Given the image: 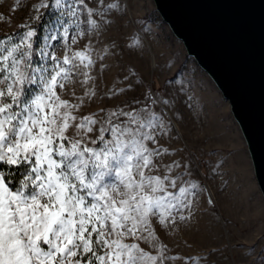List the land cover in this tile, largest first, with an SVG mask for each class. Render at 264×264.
Masks as SVG:
<instances>
[{
	"label": "snow or ice",
	"instance_id": "snow-or-ice-1",
	"mask_svg": "<svg viewBox=\"0 0 264 264\" xmlns=\"http://www.w3.org/2000/svg\"><path fill=\"white\" fill-rule=\"evenodd\" d=\"M95 4L41 0L30 19L38 24L40 10H48V35L28 23L0 37V264L175 262L181 257L170 255L160 233L187 224L207 192L187 159H170L182 151L170 147L182 139L176 127L185 118L181 109L190 115L200 107L181 70L156 89L129 67L115 81L124 86L114 84L102 98L134 95L75 115L85 100L101 99L92 74L97 63L103 72V61L119 55L115 41L99 51L91 41L84 50L70 47L78 37L102 35L114 14L126 13L122 0ZM58 38L66 49L62 58L50 51ZM127 47L143 51L139 36ZM166 65L168 71L174 66ZM77 77L92 87L82 97L73 93V103L60 93ZM223 163L212 173L219 174ZM183 259L200 264L199 257ZM256 264H264V254Z\"/></svg>",
	"mask_w": 264,
	"mask_h": 264
},
{
	"label": "rangeland",
	"instance_id": "rangeland-1",
	"mask_svg": "<svg viewBox=\"0 0 264 264\" xmlns=\"http://www.w3.org/2000/svg\"><path fill=\"white\" fill-rule=\"evenodd\" d=\"M41 0H0V37L15 35L23 31L19 26L31 23L42 35H48L45 22L50 20V13L41 9L43 19L37 24L30 19L37 13L33 6ZM108 2V0H105ZM89 7H96L95 0H85ZM126 6L123 15L114 14L115 22L102 35H88L79 38L72 50H84L91 44L97 51L110 41L117 44V58L108 57L103 63L108 68L99 72V62L93 75L96 76L98 97L75 113L78 117L96 112L101 107H111L128 97L106 100L102 97L115 84L117 76L124 74L129 67L150 80L156 89L163 87L165 80L171 78L179 69L183 76L192 81L194 94L200 107L194 113H184V120L176 127L182 139L174 141L170 147L182 149L170 159H187L193 170V179H197L207 188L194 204V216L187 224H181L176 231L167 235L160 233L164 244L171 249L170 255L181 259L168 264H185L183 258L199 257L200 264H256L264 254V199L255 180L252 163L244 138L230 111L229 103L223 98L210 77L188 56L180 40L171 32L168 25L157 12L153 0H122ZM112 19V17H110ZM151 31L145 33L143 29ZM40 29V30H39ZM72 29H70V35ZM139 36L143 51L137 55L127 46L132 37ZM52 48L59 57L65 54L64 41H51ZM166 62L174 64L167 70ZM77 77L60 94L63 99L75 103L73 97H82L86 88ZM60 91V90H58ZM162 143H165L162 141ZM220 161L224 163L219 174L212 173V168ZM209 197L213 203L209 204ZM146 251L155 254L148 245H141ZM191 264V262H189Z\"/></svg>",
	"mask_w": 264,
	"mask_h": 264
},
{
	"label": "water",
	"instance_id": "water-1",
	"mask_svg": "<svg viewBox=\"0 0 264 264\" xmlns=\"http://www.w3.org/2000/svg\"><path fill=\"white\" fill-rule=\"evenodd\" d=\"M230 106L264 199V0H153Z\"/></svg>",
	"mask_w": 264,
	"mask_h": 264
},
{
	"label": "trees",
	"instance_id": "trees-1",
	"mask_svg": "<svg viewBox=\"0 0 264 264\" xmlns=\"http://www.w3.org/2000/svg\"><path fill=\"white\" fill-rule=\"evenodd\" d=\"M40 30V29H39Z\"/></svg>",
	"mask_w": 264,
	"mask_h": 264
}]
</instances>
